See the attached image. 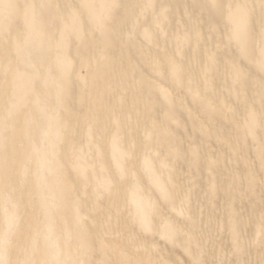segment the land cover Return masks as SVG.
<instances>
[{"label":"bare ground","instance_id":"6f19581e","mask_svg":"<svg viewBox=\"0 0 264 264\" xmlns=\"http://www.w3.org/2000/svg\"><path fill=\"white\" fill-rule=\"evenodd\" d=\"M51 2L0 0V264L264 261V0Z\"/></svg>","mask_w":264,"mask_h":264},{"label":"rangeland","instance_id":"374dc122","mask_svg":"<svg viewBox=\"0 0 264 264\" xmlns=\"http://www.w3.org/2000/svg\"><path fill=\"white\" fill-rule=\"evenodd\" d=\"M55 1H56V0H54V2H51V4L48 5V6L51 7L52 5H56L57 3H56ZM254 37L256 38L255 41H258V40H259L258 37H256V36H254ZM173 129H174V132H173V133H175V134H177V135H179V134H182V135H183V134L186 132L185 129H182V128H180V127H176V126H175V128H173ZM196 140H197V139L195 138V141H196ZM62 225H63V224H62ZM63 226H64V225H63ZM153 231H154V232H153ZM153 231L149 230L150 233H151V232H152V233H155V230H153ZM155 236H157V235H155ZM154 238H155L154 241H156L155 244L158 245L159 243H161V242H158V241H161V240L159 239L160 237H158V240H156L157 237H154ZM146 239H147V240H148V239L151 240L150 237H147ZM248 239H249V238H248ZM152 240H153V239H152ZM177 253H180V251H178ZM180 254H181V253H180ZM180 254H178V255H180ZM178 255H177V256H178ZM181 255L183 256V254H181ZM181 255L178 256V258H179V257L181 258V257H182ZM183 257H184V256H183ZM183 257H182V260L185 261V258H183ZM93 258H94V256H93ZM240 258H241L242 260H244L243 257H240ZM187 260H188V259H187ZM260 261H261V262H260ZM260 261H258V262H260V264H262V263L264 262L263 260H260ZM256 263H257V262H256ZM263 264H264V263H263Z\"/></svg>","mask_w":264,"mask_h":264}]
</instances>
